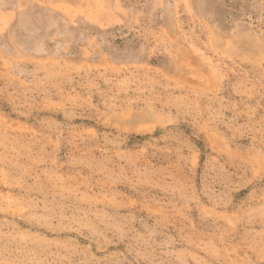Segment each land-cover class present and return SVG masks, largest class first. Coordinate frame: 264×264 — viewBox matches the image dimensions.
<instances>
[{
	"label": "rangeland",
	"instance_id": "1",
	"mask_svg": "<svg viewBox=\"0 0 264 264\" xmlns=\"http://www.w3.org/2000/svg\"><path fill=\"white\" fill-rule=\"evenodd\" d=\"M0 264H264V0H0Z\"/></svg>",
	"mask_w": 264,
	"mask_h": 264
},
{
	"label": "trees",
	"instance_id": "2",
	"mask_svg": "<svg viewBox=\"0 0 264 264\" xmlns=\"http://www.w3.org/2000/svg\"><path fill=\"white\" fill-rule=\"evenodd\" d=\"M141 137V136H140Z\"/></svg>",
	"mask_w": 264,
	"mask_h": 264
}]
</instances>
